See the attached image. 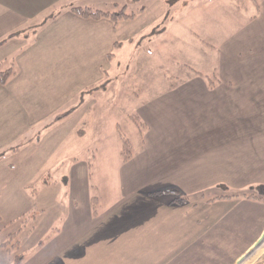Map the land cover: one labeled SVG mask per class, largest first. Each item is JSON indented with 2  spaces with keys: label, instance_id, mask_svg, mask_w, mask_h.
<instances>
[{
  "label": "crops",
  "instance_id": "1",
  "mask_svg": "<svg viewBox=\"0 0 264 264\" xmlns=\"http://www.w3.org/2000/svg\"><path fill=\"white\" fill-rule=\"evenodd\" d=\"M178 1L0 0V61L13 57L15 64V73L5 84L0 83V152H4L0 157V223L2 218L13 219L33 207L35 170L43 168L37 182L59 165V179L67 189L64 209L52 206L56 211L46 213L40 221L42 224L53 214V218H62L54 231V221L45 226L53 234L52 240L45 244H37L36 239L20 244L21 249L32 250L22 252L20 264H128L104 250L116 244L125 247L130 227L124 231L111 226L102 230L104 240L93 239L98 230L90 231L113 214L112 206L97 211L93 209L96 198L89 192L69 194L78 168L85 190V166H72V175H68L62 165L66 160L75 162L74 155L48 165L45 162L68 133L80 134L74 122L82 118L76 115L83 104L81 94L101 86V79L95 81L99 78L97 71H103L101 59L109 63L106 70H111L113 66L118 68L119 62L113 61L112 55L107 58L108 52H145L147 38L157 34L153 29L162 19L163 27L176 21L178 9L187 7L190 0L181 4ZM252 4L255 10L245 12L246 15L237 2L233 4L234 52H238L240 62L233 81L202 77L195 80L191 72L181 81L151 82L146 86L150 92L142 93L145 97L139 103L143 112L138 117L143 127L137 129L130 156L121 158L128 168L123 172V180L140 174L150 185H162L155 186L156 190L169 185L188 186L182 193L189 194L218 185L235 190L233 194L221 191L217 196H209L226 201L219 211L191 209L198 205L194 202H185L190 208H184L183 204L166 199L168 194L164 191L156 193L147 188L121 195L124 205L130 200L145 199L147 208L143 210L153 212L150 216L185 218L179 225L169 224L167 229L154 225L149 235L153 240L154 264H235L242 258L240 264L264 231V192L258 187L264 184V65L255 71L247 70V58L249 65L264 60V0H254ZM73 6L103 11L124 6L134 8L131 12L135 16L114 24L106 17L79 16L72 11ZM34 25L35 32L29 31ZM18 37L20 40H16ZM90 65L98 69L85 80L81 73L88 72L84 68ZM89 82L94 83L85 88ZM77 97L81 99L79 104L71 101L67 105V109L74 107L69 115L54 120L61 111L51 117L57 103L63 105ZM229 103L232 108L227 106ZM165 204L170 208L161 209ZM175 205L178 206L172 207ZM180 206L183 208L178 209ZM128 211L125 208L122 213ZM131 212L136 217L132 223L141 225L144 220L136 215L140 210ZM140 227L143 228L139 230ZM144 227L137 226L138 249L146 247ZM86 232L91 233L90 240H82L89 235ZM55 237L60 240L53 241ZM11 256L0 248V264H9ZM228 256L238 259L235 263L227 262Z\"/></svg>",
  "mask_w": 264,
  "mask_h": 264
},
{
  "label": "rangeland",
  "instance_id": "2",
  "mask_svg": "<svg viewBox=\"0 0 264 264\" xmlns=\"http://www.w3.org/2000/svg\"><path fill=\"white\" fill-rule=\"evenodd\" d=\"M185 1L188 2V0ZM252 1L254 0H190L187 7L178 9L176 21L163 27L162 19L161 23L153 29V32L157 34L152 35V32V36L147 38L145 52H131L130 50V52H123L122 50L117 52L110 51L108 52L110 55L107 54V58H110L112 55L113 61L119 62L118 68L113 66L111 70H106L109 63L101 59L103 71H97L98 68L96 66L90 65L84 68L88 72L81 73L84 79L87 80L91 74L97 71L96 76L99 78L95 81L102 80L99 82L101 86L96 88H89L94 83L89 82L84 86L89 89L84 90L81 94L84 98L83 104L80 106L81 111L76 115H79V117L81 115L82 118H77L74 123L75 127H77V132L82 136L80 134L71 135L73 131L68 133V137L53 151L45 163L47 165L52 164L61 157L68 158L74 155L76 161L66 160L65 166L62 165V167L68 175H72V166L77 168L83 164L85 166L86 183L84 190L83 183L79 179L81 169L78 168L74 181L69 187V194L79 195L86 191L89 192L91 196L96 198L93 201V209L97 211L105 210V206H112L113 214L104 217L98 225L93 226L92 229L94 230L90 231L94 232L98 230L97 237L93 239L104 240L105 232H102V230L111 226L114 229L121 227L124 231L127 226L130 227L129 236L124 239L127 245L125 247H122L120 244L113 245L104 250L105 254L112 255L114 259L127 260L125 262H128V264H138V262L140 264H154L153 240L149 237L153 232L154 225L160 229H167L166 227L169 224L179 225L185 219L184 217L174 219L170 215L150 216L153 212L147 213L143 210L147 208L144 205L145 202H143L145 199H140L136 202L130 200L127 202V205L122 203L123 197L121 195H125L126 193L133 194L137 192V189L143 191L144 188L152 192L156 191L155 186H162L150 185L149 182L140 177V174V176L134 175L129 181L123 180V172L127 171L128 168L127 163L122 164L121 162L122 142L124 138L128 139L130 144L129 149H132L135 144L137 129L143 127L138 117L143 112V106L139 102L143 100L141 98L145 97L142 94L143 92H150V89H147L146 86L151 84V82L181 81L183 77L191 74V72L195 80H202V78L212 81L234 80V72L240 62L237 58L238 52H234L233 25L235 21L233 22V20L235 10L233 4L237 2L242 8L243 14H245V12H253L255 10ZM181 3H183V0H179L177 4ZM132 9L134 8L129 7L125 11L133 13L131 12L133 11ZM259 9L260 7L257 13L260 11ZM125 19L129 18L120 19L119 21ZM32 28L30 27L29 31L32 32ZM159 30L160 33H158ZM137 39L135 45H137ZM16 40H20V38L18 37ZM169 45L171 47L170 50L166 48ZM129 49L131 48L129 47ZM148 52L153 53L150 54ZM247 64V70L255 71L259 65H264V60L258 62V64L253 62L249 65V59L247 58ZM63 89L64 87L61 88V90ZM81 96L79 97L81 98ZM71 101H73L72 104L77 105L81 99L77 97L63 105L57 103L56 106H59L52 112L51 117L64 111L65 108L67 109V105ZM227 106L232 108V103L227 104ZM60 168L58 165L48 171V179L46 181L55 180L53 183H41V185L38 183L39 180L37 182L36 180L39 179L43 168L34 171L32 178V181H34L32 184H35V186L33 185L34 205L28 212L18 215L13 219L2 218L0 223V242L6 239L10 233L14 232L17 233L16 238L13 240L18 239L22 245L31 243V240L35 239L38 241L37 244H45L50 239L52 240L53 234L51 236V233L48 232L49 230L45 226L49 222L54 221L53 230L56 226L61 225L62 218L58 216L53 218V214L48 215L42 224L40 221L46 213L49 214L56 211L51 208L52 206L59 210L60 208L64 209L65 205H67V189L64 190L63 183L59 179ZM229 171L231 170H227V172ZM244 173L247 174L248 170ZM88 177L90 182H87ZM41 182H43V179ZM181 187L177 185L165 186V190L169 188H178L180 190V193L166 192L168 195L165 198L169 199L170 202L176 197L183 198L180 204H183L184 208H190L189 202H194L195 204L193 205H198L191 209L196 208L200 211H219L222 204L226 203V201L221 200V198H209V196L219 195L221 191L231 194L235 191L224 185H218L214 189L206 188L204 192H200L199 194H196V192L192 194L185 192L187 193L185 194L184 192L182 193V190L185 191L188 186ZM212 190L213 194H211ZM136 194L139 195L140 193ZM198 198H201L203 201L199 202L201 199ZM185 202L188 204H184ZM169 206L166 204L162 205L161 209ZM183 207L180 206L178 209H182ZM42 208H45V214ZM123 208L129 209L127 214L122 213ZM131 210H140L136 215L139 219L144 220L141 225L132 223L136 217L131 215ZM142 210L143 212H141ZM34 212L36 216L32 217L31 215ZM42 214L44 215L37 221ZM123 224L124 226L122 227ZM137 226H145L143 242H145L146 247L142 249H138L137 247ZM142 228L140 227L139 230ZM90 232H86L85 234L89 233V235L83 238L84 234L82 240H90ZM57 240H60V237L53 238V241ZM109 240L112 241V238H109ZM14 251L13 253H9L12 255L11 259L14 254H20L23 251L29 253L32 250L18 248ZM235 259L238 258L226 257L227 262H234ZM262 261L264 262V237H262L257 245L254 244V247L243 258V262L240 264H261Z\"/></svg>",
  "mask_w": 264,
  "mask_h": 264
},
{
  "label": "trees",
  "instance_id": "3",
  "mask_svg": "<svg viewBox=\"0 0 264 264\" xmlns=\"http://www.w3.org/2000/svg\"><path fill=\"white\" fill-rule=\"evenodd\" d=\"M72 11L74 13H76L77 15L82 16V17H90V18L107 17L110 20H112L113 23H117V21H119L120 19L131 18L134 16L133 13H127L125 11V8H121L119 10H114V11H103L100 9H94V8L87 7V6H85V7L73 6ZM31 30H32V32H35V30H36L35 25L33 26V28ZM11 35L12 34H10V36ZM108 55H110V54H108ZM14 73H15V64H14L13 57L5 58L2 61H0V83L1 84H5L6 81L8 80V78L11 75H13ZM73 109H74V107H72V108L70 107V108L66 109L65 111L57 114L54 117V120H60V119L65 118L67 115H69L71 113V111ZM129 146H130V144H129L128 139L124 138L123 142H122V151H121L122 157L124 159L128 158L131 154V149L128 148ZM15 149L16 148H13L12 150H15ZM3 154H4V152H0V157H2ZM47 175H48V173L44 176L43 182H41V180L38 182L40 185H41V183L42 184H48L49 182L50 183L54 182V180L46 181L48 179ZM62 179L65 181L64 178H62ZM34 186L32 187V191H33ZM258 187L261 189L262 192H264V184H260ZM160 191H164L165 193L166 192H168V193L169 192L170 193H178L179 192L180 193V190L178 188H169L167 190H165V189L164 190H156L155 192L159 193ZM177 198L178 197L173 198L171 200V202L180 203L183 201V198H178V199ZM31 216L35 217L36 213L34 212V214H32ZM16 233L17 232L10 233L6 239H4L2 242H0V248L5 249V251L8 253H13V250L16 251L18 248H20V241L18 239L13 240L16 238ZM22 259H23L22 253L14 254L12 259L10 260L9 264H20Z\"/></svg>",
  "mask_w": 264,
  "mask_h": 264
},
{
  "label": "water",
  "instance_id": "4",
  "mask_svg": "<svg viewBox=\"0 0 264 264\" xmlns=\"http://www.w3.org/2000/svg\"><path fill=\"white\" fill-rule=\"evenodd\" d=\"M262 237H264V231H263V233L261 234V237L259 238V240H257V241L255 242V245H257V244L261 241ZM241 259H242V258H241ZM241 259H240V260H241ZM240 260H238L235 264H239V261H240ZM261 264H264V262L261 263Z\"/></svg>",
  "mask_w": 264,
  "mask_h": 264
}]
</instances>
